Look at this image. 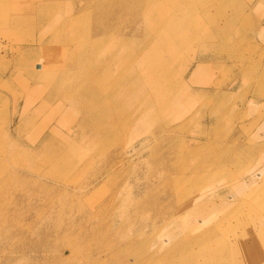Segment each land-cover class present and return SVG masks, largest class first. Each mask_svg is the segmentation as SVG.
I'll use <instances>...</instances> for the list:
<instances>
[{
	"label": "rangeland",
	"instance_id": "rangeland-1",
	"mask_svg": "<svg viewBox=\"0 0 264 264\" xmlns=\"http://www.w3.org/2000/svg\"><path fill=\"white\" fill-rule=\"evenodd\" d=\"M28 1L0 0V156L10 170L0 175V189L5 180L12 189L1 194L0 203L14 206L0 213V264H35L41 258L27 250L16 211L45 215V227L62 224L43 264H136L147 257L154 259L146 264H264V0H180L196 9L201 26L213 20L225 31L178 51L171 70L164 60H149L146 69L160 82L159 104L152 120L128 127L124 107L120 115L95 113L84 105L78 87L69 96L56 93L45 80L48 69H36L39 58L48 65L55 61L52 54L39 55V41L47 44L52 30L83 1ZM32 1L49 3L54 15L43 19L47 13L34 12ZM149 1L128 0L123 10L143 12ZM90 11L97 24L111 18L102 5ZM18 19L35 22L29 29ZM124 22L131 36L126 17ZM201 55L205 60L198 64ZM43 140L48 146L42 147ZM178 175L197 176L185 180L189 194L184 199L174 192ZM228 243L237 251L229 254ZM64 245L76 248L79 258L66 262ZM183 253L193 254L190 262Z\"/></svg>",
	"mask_w": 264,
	"mask_h": 264
},
{
	"label": "bare ground",
	"instance_id": "bare-ground-1",
	"mask_svg": "<svg viewBox=\"0 0 264 264\" xmlns=\"http://www.w3.org/2000/svg\"><path fill=\"white\" fill-rule=\"evenodd\" d=\"M82 1H83V3L79 4L78 8H75L73 12H70L69 15H67L65 18H63L61 20L60 25L58 27H55L52 30V35H51L50 41L47 44H45L46 42H44V40L39 41V44H41L40 45L41 48H40L39 55H42V53L43 54H50V55L52 54V56L54 57L55 61H53V62L50 61L51 63H49V65H48L45 62L44 58L43 59L39 58L38 59L39 61L36 63V69L38 71H40V72L44 71L45 69H48V74H45L44 77H46L45 80L48 83L53 84V86L55 87V92L56 93H60L62 95L64 94L65 96H69L71 94L70 93L71 89L77 91V87H78L79 91H77V92H80V94H81L80 96H82V98L84 99L83 100L84 105H86L88 107L90 106L92 111L95 112V113L96 112H100L101 113V112L104 111V112H112L113 114L120 115L119 113L121 111V108L124 107V108H122L123 113H124L123 118L126 119V121L124 122V127L125 126L128 127L127 126L128 124L129 125H132V124H135V123H137V124H145V123L149 122L150 120L153 119L152 114H153L154 106L159 104L158 96L161 94V90L158 88L157 85L160 82H157L155 77H154V75L152 73H150L149 70L146 69V66L148 65V63H150L149 60H153V59L164 60L167 63L168 68L170 69L171 68V62L174 61L176 57H178L177 56L178 55V51H180V50L182 51L183 48L189 47L192 43H196V42L200 43V42H202V40L204 41V40L210 39V38L217 39L219 37V34L221 35V33H223V31H225L224 27L221 28L220 25H218L217 21H213V20L212 21H208L209 24H207L205 27L201 26V23L204 22V20L200 19L201 16L196 11V9H192V7L187 5L186 2L181 3L180 0H164V1L160 2V3H154L155 0H150L146 4L145 11H143V12H141V11L140 12H124L123 6L128 0H82ZM28 2H30V1L27 0L26 4ZM39 2H33L32 1V3L30 4L29 7H31L34 12L35 11L40 12L41 15H45L47 13L43 17V19H45V20L49 19L50 17H52L55 12H53V10L51 11V9L54 8V7L52 6V8L50 9L49 3L39 4ZM11 3H12V1H11ZM52 4L54 5V3H52ZM42 5H44V6H42ZM96 5H102V9L105 8L107 13H109L111 15L110 16L111 18L108 21V23H106L104 25L99 24V23L97 24V21L95 19H93L95 17L96 13L93 12V11L88 12L92 7H94ZM75 6H76V4H75ZM23 12H24V9H23ZM114 17H116V20L114 19ZM125 17L128 19V23L131 25L130 27L133 28L132 34H130L131 36H127V34H129V33L124 32L125 29H123V26H122V24L125 23L124 22ZM205 17H207L206 14H205ZM206 19H208V18H206ZM45 20H44V22H45ZM15 21H16L17 24L29 27V29L30 28L32 29V25L35 22V21L30 20V19H28V20H20V19H18V20H15ZM136 23H139V26H135ZM202 27H203V30H201ZM212 28H213V30H212ZM141 29L143 31H142L141 34H139L140 33L139 30H141ZM201 31H202V33H203V31H205L204 33H206V34L201 35L202 34ZM139 35L141 37L145 36L144 39H142L141 41H138L137 39H138ZM203 37H205V38L203 39ZM224 37H225V34H224ZM26 47H24V49L26 48V50L30 48L28 46H26ZM32 49L33 50H31V51H35V49L38 50V48H35V49L32 48ZM155 49H157V50H155ZM162 49H166L168 52H164ZM166 53H169V55H166ZM6 54H7V52H6ZM196 59H198V64H199L203 60H205V56L201 55L199 58H196ZM4 65H7V64H4ZM50 65H51V67H50ZM53 67H55L53 69V72L49 71V69H52ZM3 73H4V71H3ZM21 77H23V76H21ZM24 77H26V76H24ZM189 77H190V75H189ZM162 78H163V75L160 74V79H162ZM30 87H31V85H30ZM186 90H188V89H186ZM29 92H31V91L29 90ZM0 93H1V91H0ZM33 94H35V93H33ZM141 99H142V101H140ZM0 100H2V99H0ZM60 100H62V99H60ZM175 100H177V99H175ZM140 102H142V104H140ZM134 104H136L137 107H135ZM133 107H135V108H133ZM161 108H162V106H161ZM22 112H23V110H22ZM127 114L128 115L130 114V115L128 116ZM91 116H93V115H91ZM14 119H13V121H14ZM127 119H128V121H127ZM106 121H107V119H106ZM106 121H105V124H106ZM105 127H107V126H105ZM1 129H2V127H0V141L3 142L2 138H1V135H2L3 132H2ZM164 131H166V130H164ZM169 135H171V134H169ZM100 136H98V137H100ZM138 136H139V134H138ZM73 138H75V137H73ZM123 138H124V136H123ZM162 138H163V136H162ZM173 138H175V137H173ZM152 139H153V137H152ZM154 139H155V136H154ZM8 140L9 139L5 140V142H4L5 145H7L9 143ZM151 141H154V140H151ZM95 142L96 141H94V143ZM232 142L233 141H231V143ZM231 143H229V144H231ZM99 144H101V143H99ZM156 144H158V143H156ZM95 145H96V143L94 144V146ZM46 146H48V145H47L46 142L44 143V140H43L42 141V147H46ZM96 147H97V145H96ZM99 147L101 148V146H98V148ZM150 148H152V147H150ZM93 149H94V147H93ZM131 149H132V146H131ZM109 150H111V149H109ZM129 150H130V148H129ZM134 151L135 150H133V153H134ZM103 153H105V152H103ZM137 156H138V154H137ZM236 158H238V157H236ZM98 159H100V158H98ZM101 159H103V157ZM99 162H101V161L99 160ZM174 166H176V165H174ZM110 169L108 171H110ZM21 170H20V172H21ZM9 171H8L7 162H5V159H3L1 157L0 158V175L1 174H5L7 172L9 174ZM244 173H245V171H244ZM26 174L28 175V173H26ZM110 174H111V172L108 175H110ZM32 176L33 175H31L30 177H32ZM36 177H38V176H36ZM39 177H41V176H39ZM97 177H96V179H97ZM191 178L196 179L197 176H195V175L188 176V177L186 175H183V176H179L178 175V176H176L175 181H174L175 182L174 183V192H175L176 195H178L179 197L183 196L182 198L184 199L185 195L189 194V189L187 187V184H186L185 180L186 179L187 180H191ZM109 181L110 180H108V182ZM33 184H34V181H33ZM2 185H3V187L0 189V196H1V194H3V192H5L6 190H10V188H11V186L8 184L7 180H5L2 183ZM57 185L58 184H56V186ZM89 187H90V185H89ZM74 191H75V189H74ZM202 191H204V190H202ZM156 192H157V190H156ZM19 194H21V193H19ZM114 196H116V195H114ZM139 198H137V199H139ZM113 199H112V201H113ZM185 202H187V201H185ZM165 203H167V202H165ZM191 203H193V200H192ZM214 203L212 205H214ZM129 206H131V205H129ZM13 208H14V206L12 204L11 205L10 204H8V205L3 204L2 205L0 203V213L1 212L10 213V211H12ZM187 210H188V208H187ZM87 211L88 210H86V212ZM141 211H143V210L141 209ZM136 213H137V211H136ZM21 215H23L22 212L17 213V211H16L15 213H13L14 221H16V222L22 221L23 222L24 228H23L22 234L26 238L27 250H31L32 249L34 251L35 255L38 258L41 257L40 261H36L35 264H43V261H41V259L46 256L45 255L46 247L48 245H50V242H51V240H52V238L54 236H59L60 231H62V224L60 223V224L56 225V224H54L55 222L54 223L53 222H49V224L45 227V226H42V224L45 222V219L47 218L45 215L35 214L33 216V215L30 214V212H29V214H26V215H23V216H21ZM171 215H173V214H171ZM20 216L23 217V218H21ZM52 216H54L53 212H51V218H50V220L53 221ZM128 216H130V215H128ZM146 217H147V215H146ZM148 218H147V220H148ZM172 220H174V219H172ZM93 221L94 220H92V223H93ZM133 221H135V220H133ZM248 221H246V222H248ZM205 222H207V221H205ZM105 223H107V222H105ZM144 223H145V221H144ZM176 223H174V225ZM143 224H141V226ZM166 225L167 224L165 223L164 226H166ZM57 226H59V227H57ZM143 227H145V226H143ZM70 228L72 229L73 227H70ZM156 228H157V225H156ZM172 228H173V226H172ZM172 228H171V230H172ZM129 229H131V228H129ZM136 230L140 231V229H136ZM211 230H213V229H211ZM127 231H129V230H127ZM98 234H99V232H98ZM191 234L192 233H190V235ZM215 234H217V233H215ZM4 235H6V232L4 233ZM203 235H202V237H203ZM209 235H210V233H209ZM6 237H7V235L5 236V239H6ZM139 237H144V236L142 235V236H139ZM238 237L239 236H237V238ZM170 240L171 239L169 238V241ZM193 241H194V239H193ZM243 244H244V242H243ZM172 245H174V244H172ZM192 246H193V244H192ZM234 246L235 245H232V243H228V248H229V252H230L229 254H231V251L234 252L236 250ZM166 248H167V246H166ZM60 250L62 251L63 254L66 253V251L69 252L68 257L70 258V260L65 258L64 260L66 262L73 261V260H76V258H79V255L76 254V248L70 247L68 245H64V246H62L60 248ZM152 250H154V249H152ZM163 250H164V248H163ZM83 251H85V250H83ZM93 251H94V249H93ZM160 251H162V250H160ZM253 252L255 253V251H253ZM259 254L261 255V252ZM259 254H257V255H259ZM84 255L87 256L86 254H84ZM192 255L193 254H191V253H186V254L183 253V255L181 254V257L186 258V260L187 261L189 260V262H190V260L193 258ZM90 256H91V254H90ZM255 257L256 256H254V258ZM152 259H154V257H147L146 259H144V260H142V261H140L139 263H136V264H146V263L152 262L153 261ZM95 260L96 261L97 260H101V258L98 257ZM164 260H166V259H164ZM124 261H126V260H124ZM178 261H179V259H178ZM262 261L263 260H261V262ZM163 263H164V261H163ZM178 263L182 264L183 260L178 262ZM10 264H12L11 261H10ZM17 264H19V263H17Z\"/></svg>",
	"mask_w": 264,
	"mask_h": 264
}]
</instances>
